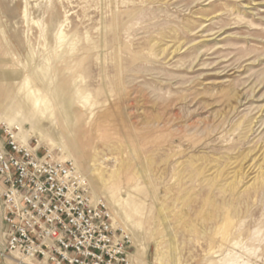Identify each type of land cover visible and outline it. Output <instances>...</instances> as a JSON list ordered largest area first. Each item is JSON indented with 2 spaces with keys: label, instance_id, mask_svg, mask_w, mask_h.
<instances>
[{
  "label": "rangeland",
  "instance_id": "1",
  "mask_svg": "<svg viewBox=\"0 0 264 264\" xmlns=\"http://www.w3.org/2000/svg\"><path fill=\"white\" fill-rule=\"evenodd\" d=\"M0 69L16 73L0 84V117L39 71L71 95L75 119L55 110L56 128L92 157L105 189L79 169L98 197L111 192L135 225L136 238L109 204L134 264H264V0H0ZM5 130L18 133L0 121V145ZM5 245L0 206V264H18Z\"/></svg>",
  "mask_w": 264,
  "mask_h": 264
},
{
  "label": "built area",
  "instance_id": "2",
  "mask_svg": "<svg viewBox=\"0 0 264 264\" xmlns=\"http://www.w3.org/2000/svg\"><path fill=\"white\" fill-rule=\"evenodd\" d=\"M0 145L5 250L48 264H127L132 241L70 160L13 131Z\"/></svg>",
  "mask_w": 264,
  "mask_h": 264
},
{
  "label": "bare ground",
  "instance_id": "3",
  "mask_svg": "<svg viewBox=\"0 0 264 264\" xmlns=\"http://www.w3.org/2000/svg\"><path fill=\"white\" fill-rule=\"evenodd\" d=\"M11 47V46H10ZM12 48V47H11ZM4 49V48H3ZM4 51V50H3ZM8 51V50H7ZM4 53V52H2ZM6 53V52H5ZM8 55V54H7ZM9 56V55H8ZM3 57V56H2ZM4 58V57H3ZM6 68V67H5ZM4 68V69H5ZM3 69V68H2ZM0 69V70H2ZM45 69V68H44ZM8 70V69H7ZM10 70V69H9ZM12 70V69H11ZM42 70V69H41ZM46 70V69H45ZM47 71H39L36 72V76H35V80L34 83L32 84V82H29L28 84H26L24 81L18 86V94H17V100L15 101L16 104H14V101H10V106L6 109V113L4 114V116L0 117V121L5 122L6 125L8 127L11 128H16L18 130L17 136L21 139H23L25 142L29 141L31 138L36 137L39 139L40 142H47L50 145V148H55L58 147L62 153L61 155V159L64 160H70L72 161L77 170L80 172V166H83L85 168H87L89 170L90 175L97 180V182L101 185V189H105L104 185H105V180L99 179L97 173H94V171L92 170V167L89 165L90 157L91 156H87L83 153V151H81L79 149V147L76 145V142L70 141L69 139H64L63 136V128H59L57 129L56 127V123L58 124V122L56 121V117L54 111L58 110L61 114L62 117H64L65 119L69 118L70 120L75 119L73 116V113L71 111V106L73 105V101H71V95L69 93H66L63 97H62V93L61 90L62 88H58L57 86H55L52 82L50 83H46L44 82V77ZM47 76V75H46ZM16 80V73L15 72H1L0 71V84L1 82L6 83V85H13L15 80ZM48 79V78H46ZM45 79V80H46ZM51 79H49L50 81ZM31 81V80H30ZM39 85L40 89L36 90L34 88V85ZM5 85V87L7 88V86ZM1 86V85H0ZM38 86V87H39ZM4 89V88H3ZM9 88H7L8 91ZM6 90V89H5ZM2 93V89H0V94ZM43 93H45V95L43 96ZM78 95V97L75 98V101H77L76 99H79L80 96L78 93H76ZM81 95V94H80ZM82 96V95H81ZM232 93L228 94L227 97L231 98ZM81 99V98H80ZM79 99V100H80ZM80 105H82V108H86V105L82 102V101H77ZM122 112V111H121ZM164 112L165 109H161L159 110V113L156 114L153 117V122H157L159 120H161V122L165 121V119L162 120V118L164 117ZM124 113V112H123ZM119 114V113H118ZM153 115V114H152ZM103 120H109V116L108 114H105L103 117ZM125 119V118H124ZM124 119H123V114L120 113V117H119V123H121V129L118 130V133L121 132V134H124L123 137H126V133L122 130V126H124ZM126 122V121H125ZM147 123V122H146ZM149 123V122H148ZM104 124V123H103ZM25 125L28 126V128L25 127ZM95 128V127H94ZM48 130V134L46 133ZM46 131V132H45ZM178 136V135H177ZM180 141V138L178 139ZM190 140V138H189ZM170 141H174V137L170 136ZM38 142V143H40ZM127 142V141H126ZM128 143V142H127ZM136 150H133V154ZM86 153V152H85ZM88 153V152H87ZM136 153V152H135ZM137 154V153H136ZM138 156V155H137ZM87 158V159H85ZM92 158V157H91ZM138 159V157L136 158ZM203 159V158H202ZM199 161V160H198ZM153 160L147 158L145 160V164H143V166H140V163L138 166L141 167L140 169V175H143L144 173H148L149 172V167H152L153 165ZM192 168L194 169V175L192 176H196L199 177L203 174L202 170L197 169V167H195L194 164L190 163ZM218 164V163H217ZM122 166V165H121ZM136 166V165H135ZM185 168V167H184ZM124 169V168H123ZM153 169V168H152ZM151 169V170H152ZM117 172V171H116ZM153 172V171H152ZM83 176L84 174L82 172H80ZM120 173V172H119ZM138 173V172H137ZM113 174V173H111ZM118 174V173H117ZM122 174V173H121ZM139 174V173H138ZM150 174V172H149ZM111 176V175H110ZM191 176V177H192ZM85 177V176H84ZM101 177V176H100ZM138 177V176H137ZM116 178V177H115ZM114 178V179H115ZM121 178V177H120ZM134 178V177H133ZM180 178V176H179ZM217 178H219V175L217 174L215 179L210 180V184H214V182L217 180ZM85 179L87 180V178L85 177ZM111 180V179H110ZM105 181V182H103ZM113 181V179H112ZM88 182V186L89 189L91 191V194L94 198V200H99L101 198L98 197V195L96 194V190H94L92 184L87 180ZM105 191V190H103ZM155 191V190H154ZM106 201L105 203L107 204L108 207L111 208V203L113 202L111 200V198L113 197V194L111 192H107L105 194L104 192V196H103ZM212 199V198H211ZM212 203V202H211ZM110 204V205H109ZM112 208H114L117 212V215L119 217V219L127 226L128 230L133 234V236L136 238V235L134 233L132 224H129L127 221L129 217L126 216L121 213V211H118L122 208L119 209L120 204H116L112 203ZM211 206V204H210ZM118 208V210H117ZM155 210V209H154ZM153 210V212H154ZM223 210V209H222ZM122 211H124L122 209ZM163 211V210H162ZM161 211H157L156 213V217H158L159 219H161L162 223H164L165 221V217L163 218L162 215L160 214ZM125 213V212H124ZM129 215V214H128ZM130 216V215H129ZM211 218V217H210ZM132 219V216H131ZM180 219V218H179ZM134 221V220H133ZM204 221V220H203ZM132 222V221H131ZM180 222V220H179ZM182 222V221H181ZM180 222V224H181ZM134 224V223H133ZM138 224V223H136ZM192 225V224H191ZM137 226V225H136ZM223 226V225H222ZM225 227L228 228V224L226 221ZM191 228V227H190ZM221 229V228H219ZM223 229V228H222ZM221 229V230H222ZM124 230V229H123ZM125 231V230H124ZM137 231V230H136ZM171 231V230H170ZM217 231V230H216ZM126 232V231H125ZM219 232V231H218ZM224 232V231H223ZM127 235L130 237L129 232H126ZM196 233V232H195ZM216 233V232H215ZM221 233V232H220ZM223 234V233H222ZM220 234V235H222ZM216 235V234H215ZM225 235V233H224ZM219 236V235H218ZM227 236V235H226ZM221 237V236H220ZM173 238V237H172ZM169 238V252L168 254H164L161 255L162 259L164 261L167 262H171L175 260V257L172 256L175 253V245L173 244V239ZM141 240V239H140ZM222 240V239H221ZM137 241V239H136ZM166 243V242H165ZM211 244V243H210ZM167 247V246H166ZM164 249V248H163ZM166 250V249H165ZM178 251V250H177ZM176 251V252H177ZM17 254V253H14ZM19 255V254H17ZM18 264H35V259H32L31 257H27V256H22L21 258H18ZM161 259V260H162ZM135 261V260H134ZM42 264H48L45 261H42ZM127 264H134L133 259L131 257V255L128 257V262Z\"/></svg>",
  "mask_w": 264,
  "mask_h": 264
}]
</instances>
